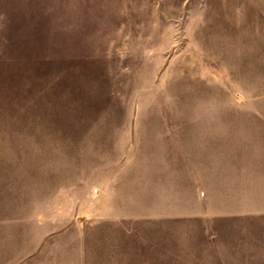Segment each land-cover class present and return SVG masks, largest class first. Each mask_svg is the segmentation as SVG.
<instances>
[{
	"label": "rangeland",
	"instance_id": "obj_1",
	"mask_svg": "<svg viewBox=\"0 0 264 264\" xmlns=\"http://www.w3.org/2000/svg\"><path fill=\"white\" fill-rule=\"evenodd\" d=\"M0 264H264V0H0Z\"/></svg>",
	"mask_w": 264,
	"mask_h": 264
}]
</instances>
